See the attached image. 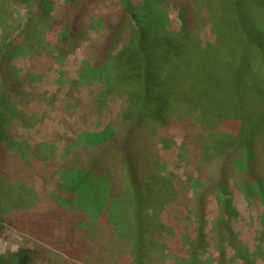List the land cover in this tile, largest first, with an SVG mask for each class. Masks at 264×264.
<instances>
[{
	"label": "rangeland",
	"instance_id": "1",
	"mask_svg": "<svg viewBox=\"0 0 264 264\" xmlns=\"http://www.w3.org/2000/svg\"><path fill=\"white\" fill-rule=\"evenodd\" d=\"M120 1L105 0L94 4L90 14L97 18L112 11ZM128 1L137 5L139 0ZM166 1L167 8L158 5L157 9L167 11L177 34L181 32L179 11L172 0ZM191 4L197 16L192 38L202 54L215 56L214 19L204 3L194 0ZM2 5L0 64L7 60L11 68L8 74H15V79H20L13 85L19 86L21 93L12 94L0 85V93L11 96L15 114L10 119L7 133L17 144L13 145L16 149L7 160L5 174H0V195L12 188V184L21 185L24 193L17 201L18 205H0V255L21 248L40 247L47 253L50 264H264V198L257 187L246 193L229 182L222 195L227 199L226 206L218 193L211 190L202 200L201 222L195 211L197 199L191 196L197 188L203 190L206 174L210 176L217 172L216 158L202 154L203 149H209L215 143L217 131H230L226 122L238 121L229 116L223 121L221 117L226 111L219 103L222 96L209 87L216 86L219 81L222 83L223 79L229 82L228 88L238 79L253 87L264 78L263 68H256L255 79L247 69L238 70L239 67L223 68L222 77L214 78V71L220 69L209 62L181 92L200 106L209 103L210 106L191 108L189 114L175 117L169 127L151 124L144 127V134L139 135L144 147V163L153 161L158 175L177 186L182 184V195L166 206L172 218L169 223L164 212L154 218L153 212H147L156 220V226L147 234L150 246L139 250L138 256L134 245L138 236L125 225L127 219L119 224L122 223L119 218L124 217L120 208V213L110 208L89 216L85 208L66 210L51 199L66 167L78 161L83 148L116 131L127 107L125 96L119 95L116 86L111 89L107 86L110 69L93 71L84 64L82 40L72 37L61 42L44 25L42 12L45 7H52L50 25L59 26L74 14L76 2L4 0ZM158 12L156 10L154 14ZM6 28L9 31L2 33ZM251 30V26L240 28L241 33ZM92 33L95 30L87 34L86 40L91 39ZM126 36H120L114 52L123 48ZM12 38L17 41L11 44L14 47L8 52L7 47L14 41ZM238 41L229 51L239 54L243 40ZM236 59V65L243 62L239 55ZM245 89L232 91V104L240 108V116L256 109L258 114L264 115L261 110L264 94L256 98L254 92ZM222 93L230 98L226 88ZM209 113L214 116H208ZM199 118L207 124H202ZM152 127L156 135L151 134ZM148 134L151 135L144 138ZM257 148L255 160L260 159L258 170L264 172V146ZM199 171L205 174L202 175L204 178L199 179ZM122 173L118 170L117 187L113 189L117 197L122 189ZM227 235L232 242L226 240ZM141 237L140 234L138 238ZM198 238L201 242H197ZM32 264L45 263L36 260Z\"/></svg>",
	"mask_w": 264,
	"mask_h": 264
},
{
	"label": "trees",
	"instance_id": "2",
	"mask_svg": "<svg viewBox=\"0 0 264 264\" xmlns=\"http://www.w3.org/2000/svg\"><path fill=\"white\" fill-rule=\"evenodd\" d=\"M3 1L0 0V17L3 16ZM74 1V14L59 26L50 25L49 13L52 7H45L42 12L43 20L46 21L44 25L52 30L53 35H57L61 42L72 37L82 40L84 64L93 71L109 68L107 86L110 89L116 86L115 90L119 95L125 96L127 107L122 113L118 129L96 140L93 145L83 148L78 161L66 167L50 197L66 210L74 207L85 208L89 216L98 215V211L110 208L118 210L119 213L120 210L123 211L124 217L119 218L122 220L119 224H123L127 219L125 225L138 237L142 235L141 238L137 237V244H134L139 256V250L150 246L147 234L156 226L154 216H160L164 212L169 223L172 218L166 206L177 201L182 195V184L178 183L177 186L168 178L158 175L153 161L144 163V147L140 144L142 138L139 135L144 134L147 124L169 127L175 117L180 118L186 112L189 114L191 108L210 106V103L200 106L198 102H192L190 96L181 92L182 88L190 86L193 77L204 71L203 68L209 62L220 69L214 71L213 77L216 78L222 77L223 68L247 69L254 79L256 68L261 67L264 71V0H199L201 4H205L214 19L217 34L213 46L216 50L215 56H207L204 52L202 54L197 42L192 38L197 24V16L191 4L194 0H172L179 11L181 32L177 34L172 26L174 21L169 18L167 11L157 9L158 5L167 8L166 0H139L137 5L130 4L128 0H121L112 11L97 18L91 16L90 7L105 0ZM156 10H159L157 15L154 14ZM249 26L252 27L251 31L240 32L241 27ZM9 28L2 33L8 32ZM59 29L60 31L56 32ZM93 30L94 35L91 34V39L86 40L87 34ZM124 34L127 36L123 48L114 52L117 40ZM12 39L14 41L7 47L8 52L14 47L11 44L17 41V38ZM238 40H243L239 54L229 51V48L235 47ZM238 55L243 62L236 65ZM9 71L11 68L7 60H3L0 64V85L12 94H20L21 88L13 85L14 82H20V79H15V74H8ZM228 83L223 79L222 83L219 81L216 86L209 87L211 91H218L222 96L219 103L226 111L221 117L223 121H227V116L238 121L226 122L229 134L217 131L215 143L202 151V154L207 153L208 156L216 158L217 172L210 176L206 174L203 190L197 188L195 194L191 195L197 199L194 204L199 222L202 221V200L211 190L218 193L224 206L227 205V199L222 195L229 182L246 193L257 187L264 198V172L258 170L260 159L257 162L255 160L257 147L264 146V115L258 114L259 110L256 109L240 116V108L232 104V91L235 89L247 88L245 90L254 92V97L262 96L264 78L257 81L253 87L240 79L232 82L231 88H228ZM224 88L230 93V98H226L222 93ZM6 94L0 93V174H5L7 160H10L13 150L16 149L13 145H17L7 133L15 111L9 99L11 96ZM261 110L263 113L264 104ZM208 116L214 115L209 113ZM201 122L207 124L202 119ZM150 132L156 135L154 127ZM219 153L223 155L220 156ZM118 170L123 172L119 197L113 191L114 187H117ZM236 174L239 176L236 177ZM202 175L205 174L199 171V179L204 178ZM167 186L169 188H166ZM23 193L21 185L12 184V188L0 195V205H18L17 201L23 198ZM149 211L153 212V218L147 214ZM148 227L150 229H147ZM197 232L201 236V232ZM225 238L232 242L230 236ZM197 242H201V239L198 238ZM142 254L143 252H140V255ZM36 260L50 264L47 253L40 247L32 250L21 248L0 255V264H32Z\"/></svg>",
	"mask_w": 264,
	"mask_h": 264
}]
</instances>
